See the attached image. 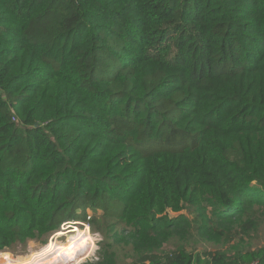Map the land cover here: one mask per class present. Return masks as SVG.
<instances>
[{"label": "trees", "instance_id": "obj_1", "mask_svg": "<svg viewBox=\"0 0 264 264\" xmlns=\"http://www.w3.org/2000/svg\"><path fill=\"white\" fill-rule=\"evenodd\" d=\"M77 222L81 264H264V0H0V251Z\"/></svg>", "mask_w": 264, "mask_h": 264}, {"label": "rangeland", "instance_id": "obj_2", "mask_svg": "<svg viewBox=\"0 0 264 264\" xmlns=\"http://www.w3.org/2000/svg\"><path fill=\"white\" fill-rule=\"evenodd\" d=\"M80 229L81 231H88L90 232L89 226L86 223L83 222H77L74 223H66L61 226V229L59 231H55L52 234L48 235L47 241L43 242L41 239H31L26 244L17 245L14 248H5L0 251V264H18L16 262L17 258L27 257L29 258L30 255H32L33 251L35 252H42V249L52 243L53 241H57L60 244H66L70 241L71 237L76 234L75 231H73L75 228ZM91 233V232H90ZM93 236V241L91 242L92 246L94 247L92 253L88 252H82L79 255V259H81L80 262H78V257L75 255V257L68 258V260H60V258L51 256V254H47L49 257H43L40 258H34L31 259L29 264H81L87 260L95 259L96 258V252L98 249V241L100 240V234L99 233H91ZM32 247V248H31ZM31 250V251H30ZM89 254V255H88ZM51 256V257H50ZM54 258V259H53ZM56 258V259H55ZM53 259V261H52ZM42 260V261H41ZM37 261V262H36Z\"/></svg>", "mask_w": 264, "mask_h": 264}, {"label": "bare ground", "instance_id": "obj_3", "mask_svg": "<svg viewBox=\"0 0 264 264\" xmlns=\"http://www.w3.org/2000/svg\"><path fill=\"white\" fill-rule=\"evenodd\" d=\"M73 231H75L76 234H74L71 237V239L68 243L60 244L57 241L56 242L53 241L52 243H50L49 245L45 246L42 249L43 253H41V252H35L34 253V251H33L32 255H30L29 258H27V257L17 258L16 262L18 264H29L30 262H33V261H31V259H34V258L35 259L36 258L42 259L43 257H49V256H47L48 253L51 254V256H55L57 258L59 257L60 260L63 257L62 260H65V261L68 260V258L75 257V255H77L78 262H80L81 259H79V255L82 252H84V251L88 252V253L93 252L94 247L91 245L92 244L91 242L93 241V236L90 232H88V231L83 232L80 229H78L77 227ZM53 259H52V261H53Z\"/></svg>", "mask_w": 264, "mask_h": 264}, {"label": "built area", "instance_id": "obj_4", "mask_svg": "<svg viewBox=\"0 0 264 264\" xmlns=\"http://www.w3.org/2000/svg\"><path fill=\"white\" fill-rule=\"evenodd\" d=\"M248 264H260V263H259V261H258V260H256V261H253V262H251V263H248Z\"/></svg>", "mask_w": 264, "mask_h": 264}]
</instances>
